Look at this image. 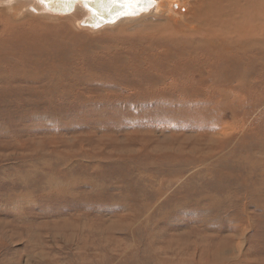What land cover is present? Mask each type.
Returning a JSON list of instances; mask_svg holds the SVG:
<instances>
[{"label": "rangeland", "instance_id": "1", "mask_svg": "<svg viewBox=\"0 0 264 264\" xmlns=\"http://www.w3.org/2000/svg\"><path fill=\"white\" fill-rule=\"evenodd\" d=\"M3 17L0 53L12 62L0 58V264H184L177 249L201 255L200 242L204 253L218 252L213 262L251 264L220 262V249L233 248L231 238L242 232L248 258L264 257V73L255 91L245 80L243 93L228 94L224 104L216 91L199 90L206 82L196 73L189 74L195 88L182 94L150 91L143 72L158 71L167 51L135 61L137 40L120 43L123 35L113 30L87 32L98 28L49 19L57 38L42 27L30 35L21 26L10 30ZM67 26L80 38L72 39ZM47 39L55 47L47 60L41 53V67L15 54L22 43ZM28 49L26 58L36 57ZM180 69L187 78L190 70ZM211 125L232 133L208 142ZM184 139L197 141L193 152H182Z\"/></svg>", "mask_w": 264, "mask_h": 264}, {"label": "bare ground", "instance_id": "2", "mask_svg": "<svg viewBox=\"0 0 264 264\" xmlns=\"http://www.w3.org/2000/svg\"><path fill=\"white\" fill-rule=\"evenodd\" d=\"M87 1L91 5L102 6L103 9L101 10V12H108L105 10H109V9L115 7L116 11L112 12L113 18L105 21V18H107V17H104L103 23H100L97 26H90L89 24L85 23L84 20L89 15L91 9L87 8L83 4L79 3L78 0L72 2V9L70 11L62 12V13H50V12H48L45 9V3L42 0H0V12H2L0 14L4 15L3 19H5L6 23L9 25L10 30H14L16 27L21 26L28 33L30 31H32L30 33V35L33 34V30L35 29L33 27H36L37 29L42 27V28H44L43 30L49 29L48 32H50V34L48 33V37L53 36V34H51V33L55 32L54 36L57 38L58 34H56V32L58 31V29L56 31H50L51 27H53L54 25H52V24L50 25L49 21H46L49 19L52 21H62V23L69 24L70 26H72L74 28L76 26L79 27V24L81 26L86 25V26H90L92 28H98L96 30H90V28L89 29L86 28L87 32L88 31L93 32V31H97V30H99V31L106 30L105 32H108L110 30H113V32L115 31V32H118L119 34L123 35V37L121 38L122 41H120V43H123V41H125V42L129 43V45L131 46L133 44V41L137 40L138 46L135 47V53H137L135 55V61H140L142 58L145 61V55L148 59H150V57L155 56V54H165V51H167L168 56H169L168 61H166V59H165V61L162 62V60H160V58H158V60H157V63L159 65L158 71L151 72V71L145 70L143 72V77H144L143 79L145 80L143 84H145V88L150 90V91H152V90L160 91V90H164V89L168 88V89H170V92L171 91L176 92V91H180V90H187L191 87L195 88V86L192 84V82L189 78V74L196 73V74H198V76L200 78H203L204 81L206 82L204 84V87H200L199 90L204 91V92L216 91L220 95V97L218 98V101L220 103L224 104L226 102V100L229 99V98L228 99L226 98V96L228 94H230L232 96L231 93H235V94L236 93L237 94L243 93V92H241L242 91L241 85H243L245 80L250 85H252L253 91H255V89L258 88V86L261 82L258 79L262 78L261 75L264 73V0H133L132 3H128V0H108V1L107 0H87ZM109 14L110 15H108V16H112L111 11L109 12ZM40 16H42V17H40ZM88 17L90 18V16H88ZM34 18H38L41 21H38L37 19H34ZM43 20H45V22ZM114 21H116L114 27L112 25H109V23L113 24ZM46 22H48V23H46ZM71 22L73 23V25H71L72 24ZM6 23H3V24H6ZM64 28H66V30H67L66 33L68 35H70V37L72 39H74L75 37L80 38L81 35L79 36V33H76L75 29L73 30L69 26L64 27ZM110 33H111V31H110ZM100 35H102V34H100ZM105 35L107 36V34H105ZM50 41L51 40L47 39V42L45 43L46 45L40 44L38 42L31 43V44H35L36 48H33L32 45L29 44V46L33 50H37V52L34 51V53L36 54V57L26 58V57H28V52L30 50L28 49L29 46L25 43H22L15 50L16 51L15 54H18L19 57H23L24 61L30 60V63L34 67H41L42 65H45V64H43L44 63L43 61H45V60L40 59L41 53L45 54V57L47 60L48 55H50V51L55 47V43L50 42ZM7 44H8L7 42H4L2 44V46H6ZM107 46H108V44H107ZM117 46L118 45H116V47ZM70 47H69V50L72 48V47L71 48ZM85 48H86V46H85ZM122 49H125V48H122ZM81 50H82V48H81ZM84 54H85V52H84ZM9 55H10V53H5V52L3 54L0 53V58H3L4 60H6L8 62H12V59L9 57ZM15 58L16 57H13V59H15ZM79 60H81V59H79ZM101 60H102V58L100 59V61ZM123 63L125 65H128V64H130V60L123 61ZM19 65H20V68H26L25 67L26 65H24L23 63H20V64L16 63L15 64V66H19ZM131 66H133V65L131 64ZM143 67L147 68L146 66H143ZM186 67H187L188 71L189 70L190 71L187 74L188 75L187 78L183 79V77H185V75H183L181 72H179V70H181L180 68H182V71H183V68H186ZM68 70H69V68H68ZM54 71H55V69L53 67V73H54ZM64 71H66V70H64ZM81 71H83V70H81ZM106 71H108V70H106ZM176 73H177V76L175 78ZM63 75H65V74H63ZM87 75H90V74H87ZM58 77H60V76H58ZM85 79H87V78H85ZM81 82L82 81H80V83ZM80 83H78V84H80ZM71 87H72V85H71ZM47 89H50V88L47 87ZM191 89H190V91H191ZM261 90H263V89H261ZM66 91H67V88H66ZM180 93H181V91H180ZM106 94H108V93H106ZM127 94H129V93H127ZM166 94H167V92H166ZM63 95H61V96H63ZM189 95L191 97V94H189ZM200 95H201V93H200ZM150 96H152V95H150ZM156 98H157V96H156ZM148 99H150V98H148ZM171 99L172 98H170V101H171ZM196 100H198V97ZM202 100H203V98H202ZM175 101H176V99H175ZM179 101L180 100L178 99L177 102L179 103ZM173 102H174V100H173ZM229 102H231V101H229ZM165 103H167V102H165ZM137 105L140 106V104H137ZM154 105H155V102H154ZM171 105H169V106L171 107ZM181 106H184V105H181ZM146 107H148V106H146ZM188 107H190V106H188ZM229 107H231V106H229ZM171 108H174V107H171ZM207 108H208V105H207ZM211 108H212V105H211ZM144 109H145V107H144ZM233 109H235V106ZM154 110H155V108H154ZM190 110L191 109H189V112H190ZM197 110H199V109L197 108ZM200 110H201V108H200ZM211 110H213V108ZM209 111H210V109H209ZM185 112H186V110H185ZM193 112H195V109ZM200 113L198 112V114H200ZM209 115H211V113H209ZM182 116H183V114H182ZM249 116L251 117V115H249ZM200 117H198V118H200ZM162 118H161V120H162ZM175 118H176V116H175ZM205 118H207V117H205ZM179 120L181 123V119H179ZM185 120H186L185 122H187L188 119H185ZM132 121L134 122L135 120H132ZM177 121L174 119L173 122L177 123ZM199 121L202 122L201 120H199ZM151 122H153V121H151ZM182 122H184V121H182ZM210 122H207V123H210ZM139 124H141V123H139ZM159 126H160V124H159ZM216 126H218V125H216ZM211 127L212 128L209 129L208 135L206 136L207 137L206 141H208V142H211V141L216 142V141L220 140L221 138L225 137L226 135H229L230 133H228V132L232 131V129L231 128L228 129V127L223 128L220 131L217 130V128L212 126V125H211ZM237 129H238V127H237ZM123 130H125V129H123ZM143 130H145V129H143ZM254 131H256V130H254ZM254 131H252V132L254 133ZM125 132H126V130H125ZM164 132L168 133L167 131H164ZM164 132H163V134H164ZM175 132H177V131H175ZM257 132H258V130H257ZM156 134H157V132H156ZM174 134L175 133H173V135ZM116 135H114V136H116ZM126 135H127V133H126ZM152 135H154V134H152ZM178 135H180V134H178ZM251 136H252V134H251ZM147 138H148V136H147ZM227 138L229 139V136ZM106 140H107V138H106ZM123 140H125V139H123ZM95 141H96V138H95ZM111 141H113V140H111ZM118 141H120V139ZM250 141H251V138H250ZM98 142L103 144L102 140H100ZM194 142H197V141L193 140V139H189L190 145H187L188 142L184 139L182 141V146H183L182 152H187V151L193 152L194 149H193L192 145L194 144ZM221 142H222V140H221ZM228 142H230V141H228ZM225 143H227V142H225ZM135 144H137V143H135ZM260 144H263V143H260ZM107 145H109L108 142H107ZM219 146H215V147L219 148ZM223 146H225V145H223ZM228 146H230V145H228ZM97 148H100V147H97ZM176 148H177V146H176ZM261 150H263V149L261 148ZM103 152H105V151H103ZM168 153H170V152H168ZM138 154H139V152H138ZM103 155L104 156H99V158L102 160L108 159L109 156L107 154H103ZM174 155H175V153L173 154V156ZM207 155H209V154H207ZM133 156H134V154H133ZM89 157L94 158L93 155H90ZM188 159H189V157H188ZM260 159H262V158H260ZM183 161H184V157H183ZM183 163H185V162H183ZM96 166L97 165H93V167H91V168H94ZM185 169H187V167ZM177 179H178V177H177ZM94 183H95V181H94ZM72 184H73V182H72ZM96 184L94 187L97 186ZM243 184H246V177L243 178L242 185ZM83 186H85V185H83ZM251 191L248 190V192H251ZM248 219L249 218H247V220ZM243 234H244V232H242L240 234V236L237 238H231L232 241H235V246L233 248H230V247L227 248V246H224L220 249V251H219L220 256H221L220 262L224 261V260L230 261V260H234V259L235 260L240 259L241 262L242 261H245V262L248 261L251 264H264V257L255 258V259H249L248 258L249 253L252 250L244 249V240L242 239ZM186 240H187V243L190 242L188 239H186ZM200 245H201V255L196 253L195 251H187L184 248H182L183 246L181 245L180 248H178L176 253H175V255H177V256L184 254V257H182V259L180 260L179 263L196 264V262H197V264H207L208 262H210V263L212 262L214 264H218L217 262H213L214 259L217 258L218 252L216 254H215V252L204 253L201 242H200ZM216 251H218V249ZM204 257H205V260H204ZM165 261H166V264H169L170 260L165 259L163 262H165Z\"/></svg>", "mask_w": 264, "mask_h": 264}, {"label": "water", "instance_id": "3", "mask_svg": "<svg viewBox=\"0 0 264 264\" xmlns=\"http://www.w3.org/2000/svg\"><path fill=\"white\" fill-rule=\"evenodd\" d=\"M45 3V9L50 12V13H62V12H67L72 9V2L76 0H42ZM108 1V0H107ZM79 3L83 4L87 8H90L91 11L88 16L84 20L85 23L89 24L90 26H97L100 23H103L104 17L105 21L108 19L113 18V13L116 11L115 7L111 8L109 10H105L108 12H101L103 9L102 6H96V5H91L87 0H78ZM111 11L112 16L110 15L109 12ZM103 18V19H102Z\"/></svg>", "mask_w": 264, "mask_h": 264}, {"label": "snow or ice", "instance_id": "4", "mask_svg": "<svg viewBox=\"0 0 264 264\" xmlns=\"http://www.w3.org/2000/svg\"><path fill=\"white\" fill-rule=\"evenodd\" d=\"M133 2V0H128V3H132Z\"/></svg>", "mask_w": 264, "mask_h": 264}]
</instances>
